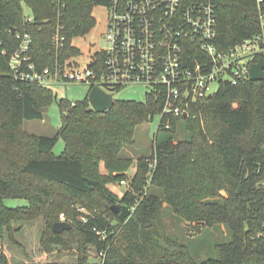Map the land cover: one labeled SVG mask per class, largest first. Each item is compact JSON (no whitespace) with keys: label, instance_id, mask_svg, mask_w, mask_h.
Here are the masks:
<instances>
[{"label":"trees","instance_id":"16d2710c","mask_svg":"<svg viewBox=\"0 0 264 264\" xmlns=\"http://www.w3.org/2000/svg\"><path fill=\"white\" fill-rule=\"evenodd\" d=\"M107 2L62 0L59 6L57 0H0V236L26 257L24 263L12 261L1 246L0 264H59L50 258L64 251H76L78 264H88L90 251L101 264H264V80L222 83L180 117L160 115L166 96L160 87L143 101L117 99L104 113L96 112L87 97L61 99L62 128L56 134L23 129L25 120L44 119L56 96L14 76L9 60L18 47L16 34H31L29 55L38 69L55 68L79 54L73 40L90 32L96 24L94 7ZM217 2L214 43L219 50L261 31L256 0ZM58 28L64 37L59 48L52 41ZM94 58L91 66L100 69L104 54ZM157 114L161 120L150 156L156 163L153 187L142 191L148 169L144 156L137 161L133 189L119 196L107 183L126 178L135 161L122 154L123 148L136 145L137 127ZM180 120L190 133L187 140L173 136ZM162 130L170 133L159 140ZM60 137L65 150L55 155ZM9 198L28 204L11 207ZM76 204L97 211L81 220ZM165 204L195 229L226 225L232 239L215 244L216 258L197 260L188 245L169 235ZM61 212L73 227L58 233L53 225ZM40 218L37 241L45 263L32 261L18 237Z\"/></svg>","mask_w":264,"mask_h":264},{"label":"built area","instance_id":"2783aa9c","mask_svg":"<svg viewBox=\"0 0 264 264\" xmlns=\"http://www.w3.org/2000/svg\"><path fill=\"white\" fill-rule=\"evenodd\" d=\"M61 6L62 0H57ZM261 31L245 38L226 51L219 50L217 37V0H108L107 46L100 69L73 66V57L58 62L55 68L38 69L31 62L30 33H17V49L9 66L22 81L46 86L51 83L85 82L99 85L108 92L131 83H145L151 91L166 89L161 116H187L203 98L214 94L222 83L238 85L250 79V67L264 59V0H256ZM29 21L33 19L28 16ZM59 28L52 36L55 47L63 45ZM4 53H6L4 51ZM218 89L213 90L212 84ZM169 127V124L166 125ZM155 160L142 191L151 184ZM122 184H128L126 179ZM61 220H66L65 214ZM104 256V254H102Z\"/></svg>","mask_w":264,"mask_h":264},{"label":"rangeland","instance_id":"374dc122","mask_svg":"<svg viewBox=\"0 0 264 264\" xmlns=\"http://www.w3.org/2000/svg\"><path fill=\"white\" fill-rule=\"evenodd\" d=\"M26 13H29V8L24 5ZM93 15L96 19V24L86 35H80L73 40V44L78 48L79 54L73 56V66L78 68H85L90 63V60L95 56V54L103 46H107L105 40V32L107 31V8L104 5H97L93 9ZM47 89H51L54 92L56 98L52 103L48 104L44 110L45 117L44 119L36 120H25L23 123V129L32 134H46L54 135L62 128V118L61 111L59 106V100L64 99L69 102H78L84 100L91 89V85L85 82H69V83H51L45 86ZM213 90L218 89V85L215 82L212 84ZM151 92V86L145 83H131L124 87L122 90L114 94L115 100H134V101H143L146 99L148 93ZM161 117L159 114L155 116L153 120L149 122H144L137 127L135 133L136 145L134 146H125L123 148V155L134 158V163L129 170L126 171V179L128 184H122L121 180L110 181L107 183L111 191L123 196L127 188L133 189V176L136 174L138 159L141 157H146L145 161L147 163V173L144 175V180H146L148 173L150 171V162L152 159L151 153L154 148V143L156 140V134L158 132V126L160 123ZM170 132L160 131L159 140L165 139ZM173 136L176 140H187L190 138L189 131L185 128V123L183 120H180L178 123L177 130L173 132ZM65 150V140L60 137L56 144L54 145L52 151L55 155H60ZM101 168H104L102 166ZM153 185H149L151 189ZM6 204L15 207L21 205H27L28 202L24 199L18 198H9L6 200ZM77 210L81 213L78 218L83 220L84 216L90 212L94 211L89 210L83 206L76 204ZM64 212H61V215ZM67 215H65L66 218ZM165 223L169 235L172 238H177L179 241L185 243L192 250L195 258L197 260H202L204 258H216L218 256V250L215 247L216 243L229 242L232 239V234L228 227L223 224H216L213 226H199L200 230L195 229L193 225L189 224L187 221H182L170 208L169 205L165 204L164 208ZM60 220V219H59ZM68 219L66 218L67 221ZM69 222V221H68ZM38 223V224H37ZM27 223L25 226L30 225ZM41 224V226H40ZM32 228H27V232L23 231L18 235L20 241L28 248L32 254L31 260L39 263H45V256L38 249V236L40 240L41 231H37L40 227H43V219H38ZM39 233V235H38ZM1 241H4L3 243ZM9 243V242H8ZM6 245V247H5ZM13 245V244H12ZM7 247L6 236L3 238L0 236V247L6 248L9 252L12 261L24 263L26 257L23 254V251L16 246ZM64 251V250H63ZM59 255V254H58ZM15 256V257H14ZM44 257V258H43ZM50 261L58 262L59 264H78L77 252L64 251V253L57 257V254L54 257L50 258ZM88 264H101L100 257L94 256V253L90 251Z\"/></svg>","mask_w":264,"mask_h":264},{"label":"water","instance_id":"95a60500","mask_svg":"<svg viewBox=\"0 0 264 264\" xmlns=\"http://www.w3.org/2000/svg\"><path fill=\"white\" fill-rule=\"evenodd\" d=\"M15 29L13 28V32ZM250 80L259 81L264 80V59H260L257 63L252 64L250 67ZM212 96V95H210ZM91 107L98 113H104L113 108L115 98L113 92H108L99 85L91 87L87 96ZM119 205L113 206L115 211H118ZM73 225L64 220L56 221L53 225L54 232H62L71 229Z\"/></svg>","mask_w":264,"mask_h":264}]
</instances>
